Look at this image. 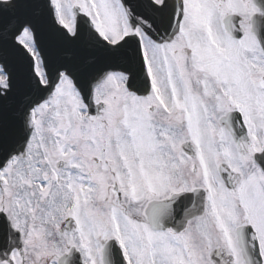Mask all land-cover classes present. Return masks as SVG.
Returning <instances> with one entry per match:
<instances>
[{
    "label": "snow or ice",
    "instance_id": "6c2138e0",
    "mask_svg": "<svg viewBox=\"0 0 264 264\" xmlns=\"http://www.w3.org/2000/svg\"><path fill=\"white\" fill-rule=\"evenodd\" d=\"M0 264H264V0H0Z\"/></svg>",
    "mask_w": 264,
    "mask_h": 264
}]
</instances>
